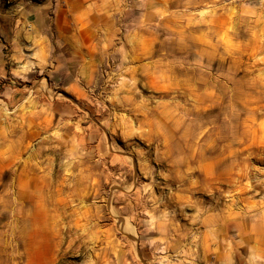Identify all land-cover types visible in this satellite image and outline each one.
<instances>
[{
	"label": "rangeland",
	"instance_id": "obj_1",
	"mask_svg": "<svg viewBox=\"0 0 264 264\" xmlns=\"http://www.w3.org/2000/svg\"><path fill=\"white\" fill-rule=\"evenodd\" d=\"M115 18L91 88L30 27L0 76V264H205L264 225V0Z\"/></svg>",
	"mask_w": 264,
	"mask_h": 264
},
{
	"label": "crops",
	"instance_id": "obj_2",
	"mask_svg": "<svg viewBox=\"0 0 264 264\" xmlns=\"http://www.w3.org/2000/svg\"><path fill=\"white\" fill-rule=\"evenodd\" d=\"M14 2L8 6L9 1L3 0L0 9V76L7 73L10 62H24V30L30 27L31 47L41 50L43 59L54 62L55 73L71 76L90 88L110 74L106 68L110 57L115 58V46L120 49L114 37V28H119L115 14L131 9L150 14L164 12V0H148L141 7L132 0ZM115 71L112 75L119 76V69ZM234 238L231 249L212 247L205 264H264V225L248 223Z\"/></svg>",
	"mask_w": 264,
	"mask_h": 264
}]
</instances>
